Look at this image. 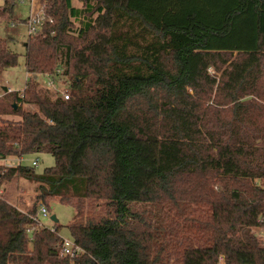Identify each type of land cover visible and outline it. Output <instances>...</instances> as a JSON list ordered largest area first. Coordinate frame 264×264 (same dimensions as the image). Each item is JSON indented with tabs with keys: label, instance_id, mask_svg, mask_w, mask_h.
<instances>
[{
	"label": "trees",
	"instance_id": "trees-1",
	"mask_svg": "<svg viewBox=\"0 0 264 264\" xmlns=\"http://www.w3.org/2000/svg\"><path fill=\"white\" fill-rule=\"evenodd\" d=\"M77 1L40 0L25 90L0 96V160L55 159L0 164V264H264V0ZM18 63L0 36V74ZM14 178L75 208L76 257Z\"/></svg>",
	"mask_w": 264,
	"mask_h": 264
},
{
	"label": "rangeland",
	"instance_id": "rangeland-1",
	"mask_svg": "<svg viewBox=\"0 0 264 264\" xmlns=\"http://www.w3.org/2000/svg\"><path fill=\"white\" fill-rule=\"evenodd\" d=\"M38 1V2H37ZM30 0H17L13 13L11 16H7L6 18L0 19V36L4 37L8 40V43L12 50L16 51L19 54V63L16 66L10 67L4 70L0 74V92H3V88L5 86L11 87L13 91H20L24 89L27 81V72H26V42L29 38V27L27 24V19L31 14V4ZM4 0H0V5H3ZM75 5H80L77 0H73ZM37 7L42 8L39 0H36V4L34 5V9ZM210 72L215 74L216 71L211 68ZM218 74V73H217ZM50 77L47 76H39L40 85L44 88H50L52 91H56L60 93V91L69 92V81L65 77L55 78L53 79L54 84H49ZM33 108V106H31ZM3 118H8L11 120H18L19 117L16 115H3ZM33 160H38L37 166H35L38 172H42L45 168L51 167L55 164V159L50 153H37V154H29L22 158L19 161L16 157H9L8 160L3 162V165L10 164H19L22 163L24 165H32ZM0 163V164H1ZM36 185L32 182H29L23 178H14L9 182H5L1 189L4 190L3 196L13 204H16L21 209L28 210L32 208L34 205H40L41 201H37ZM49 208V217H45L39 215L41 222L47 227L54 226L55 222L51 220L52 215H56L58 219V225L60 226V233L63 237L71 238L70 230L68 225L71 223L74 215L75 208L68 203H62L57 199L50 200ZM165 211L168 212L167 208L173 207L171 204H164ZM140 205H135V208H139ZM140 209V208H139ZM169 213H174V208ZM153 213L148 217L151 219V222L154 223L156 217H154ZM173 214L168 215L166 219L163 220L162 223H168V220H171ZM167 220V221H166ZM163 225V224H162ZM159 226V222L157 224ZM164 226V225H163ZM10 264H20V263H10Z\"/></svg>",
	"mask_w": 264,
	"mask_h": 264
},
{
	"label": "built area",
	"instance_id": "built-area-1",
	"mask_svg": "<svg viewBox=\"0 0 264 264\" xmlns=\"http://www.w3.org/2000/svg\"><path fill=\"white\" fill-rule=\"evenodd\" d=\"M32 1L31 4V14L30 16L28 17L27 19V24H28V27H29V35H33L35 33H37L38 29H40L41 25L43 24L44 22V19H45V12H44V9H43V6L42 8H39L37 7V9H34V5L36 4V0H30ZM38 2V1H37ZM48 77V76H47ZM49 84L50 85H53L54 82H53V78H49ZM25 88L24 89H21L20 92H21V95L23 94ZM9 92H13V90L11 89V87H6L5 90H3V92H0V96H2L3 94H6V93H9ZM60 94L61 96H63L64 99H69V92H66V91H60ZM32 164L37 166L38 164V160H33L32 161ZM11 165V164H10ZM1 193V191H0ZM38 217L39 215H42V216H45V217H49V211L48 209L46 208V206L44 204H40L39 205V208H38ZM52 230H54V228L52 227ZM258 236L261 238V239H264V235L263 234H258ZM81 251V248L76 245V243L74 242V240L72 238H68V237H62V247H61V251H60V254L61 256L65 257V256H68L70 258H74L76 257L79 252Z\"/></svg>",
	"mask_w": 264,
	"mask_h": 264
},
{
	"label": "water",
	"instance_id": "water-1",
	"mask_svg": "<svg viewBox=\"0 0 264 264\" xmlns=\"http://www.w3.org/2000/svg\"><path fill=\"white\" fill-rule=\"evenodd\" d=\"M50 218H51V220H53L54 222H57V221H58L56 215H52Z\"/></svg>",
	"mask_w": 264,
	"mask_h": 264
},
{
	"label": "crops",
	"instance_id": "crops-1",
	"mask_svg": "<svg viewBox=\"0 0 264 264\" xmlns=\"http://www.w3.org/2000/svg\"><path fill=\"white\" fill-rule=\"evenodd\" d=\"M6 87H7V86H6ZM6 160H8V159H6ZM6 160H0V163L3 162V163L5 164V161H6ZM19 160H20V159H19ZM20 161H21V160H20ZM3 163H1V164H3ZM11 165H15V164H11Z\"/></svg>",
	"mask_w": 264,
	"mask_h": 264
}]
</instances>
